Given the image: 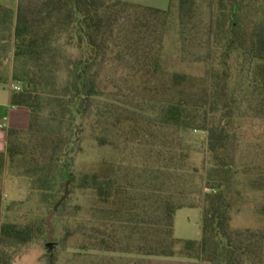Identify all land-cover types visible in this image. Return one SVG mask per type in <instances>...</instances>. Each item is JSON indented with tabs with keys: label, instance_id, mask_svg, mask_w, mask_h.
<instances>
[{
	"label": "rangeland",
	"instance_id": "1",
	"mask_svg": "<svg viewBox=\"0 0 264 264\" xmlns=\"http://www.w3.org/2000/svg\"><path fill=\"white\" fill-rule=\"evenodd\" d=\"M110 1L169 14L163 21L147 12L146 16L135 13L123 18L118 24L116 48L104 62L90 69L97 94L85 102L77 117H72L74 131L61 130L71 141L68 156L62 160L66 172L62 183L67 192L58 190V196L63 197L62 205H56L55 210L45 203L36 191L31 173L19 168L18 161L6 158L0 174V226L6 222L46 224L53 212L51 239L47 228L42 239L20 248L14 264H136L139 259L136 247L143 242L142 237L148 241H153L156 234L165 237L162 210L155 203L156 189L162 197L183 206L174 215L173 237L201 239L202 201L208 192L205 173L212 163L207 132L202 129L200 119L201 130L176 133L163 125L162 114L176 96L169 90L172 73L196 78L198 82L193 88L197 92L211 72L207 29L217 13V0H191L193 7L188 9L192 11V19L184 28L179 24V0ZM246 17L251 26L264 21V0H248ZM56 43L57 52L45 59L40 70L41 84L30 94L38 122L33 131L18 135L23 151L38 161L43 160L38 135L60 136V122L50 115L59 112L57 97L68 93L70 71L80 56L75 42H69L66 35ZM9 55L10 61L4 59L0 73L10 77L13 64ZM154 60L158 62L155 76L151 73ZM232 76L231 86L240 93V103L235 105L229 120L231 141L222 154L233 172L228 191L232 202L230 226L264 233V115L256 102L249 104L245 99L250 92L239 85L241 73L233 70ZM11 85L22 88V83L9 79L5 86ZM14 140L13 136L10 142L14 144ZM9 144L7 139L5 150ZM171 152L186 157L189 166L170 164L167 155ZM88 173L113 177L131 193L137 211L134 216L125 217L133 221L124 224V230L119 228L113 206L103 204L94 190L80 184L82 176ZM141 221L147 223L142 236L130 231ZM100 237L113 244V249L128 245V253L99 248L96 241Z\"/></svg>",
	"mask_w": 264,
	"mask_h": 264
},
{
	"label": "trees",
	"instance_id": "2",
	"mask_svg": "<svg viewBox=\"0 0 264 264\" xmlns=\"http://www.w3.org/2000/svg\"><path fill=\"white\" fill-rule=\"evenodd\" d=\"M179 4V24L184 28L192 19L189 9L193 7V2L179 0ZM247 7L248 0H217V13L207 29L209 37L206 46L210 51L211 72L204 83L198 85L197 92L193 88L198 82L196 78L172 73L169 90L176 96L162 114L163 125L176 133L201 130V120L204 124L202 129L207 132V149L212 163L205 173V189L208 192L204 193L202 201L201 239L192 241L173 237L174 215L183 206L162 197L156 189L155 203L158 210H162L165 237L156 234L153 241L142 237L143 242L136 247L139 257L136 264H150L152 257L195 260L207 264H264V233L250 229L235 230L230 226L232 202L228 191L233 172L226 164L225 155H222L231 141L229 120L233 117L235 105L240 103V93H236L231 86L233 70L241 73V89L250 92L244 96L245 99L249 104L256 102L264 115V21L249 25ZM145 12L162 18V21L169 14L168 11L110 0H37L34 4L18 0L15 11L0 5V67L4 59L10 61V53L13 64L10 77L0 73V85H6L9 79L22 83L19 92L12 91L11 103L30 112L26 130L8 132L10 144L6 152H0V174L7 157L13 162L18 161L19 168L31 173L36 191L43 201L53 208L62 205L59 188L67 194L62 183L66 176L62 160L68 156L67 147L71 141L62 135L61 130L74 131L72 117H77L85 102L97 94L95 77L90 69L104 62L116 48L119 22L129 14L146 16ZM64 35L69 42H75L80 56L70 71L68 93L57 97L59 112L54 111L50 115L52 120L60 122V136L56 137V133H46L48 137L38 135L43 156V160L39 158L38 161L23 151L18 135L33 131L34 124L38 122V115L32 111L33 98L30 94L33 90L37 91L43 78L40 70L45 65V59L54 56L58 50L56 42ZM153 62L151 73L155 76L158 62ZM262 128L264 135V125ZM13 136L14 144L10 142ZM167 156L170 164L189 166L182 154L171 152ZM80 184L94 190L103 204L113 206L112 212L119 218L121 230H124V224L133 221L125 217L134 216L137 205L130 199L131 193L127 188L118 184L116 179L88 173L82 176ZM262 212L264 214V210ZM146 225L144 221L137 222L130 227V231L142 236ZM46 232L47 226L42 221L1 224L0 264H14L20 248L42 239ZM96 244L105 251L128 253V245L113 249L114 245L103 237Z\"/></svg>",
	"mask_w": 264,
	"mask_h": 264
},
{
	"label": "crops",
	"instance_id": "3",
	"mask_svg": "<svg viewBox=\"0 0 264 264\" xmlns=\"http://www.w3.org/2000/svg\"><path fill=\"white\" fill-rule=\"evenodd\" d=\"M18 0H0V5L13 11ZM151 6V5H149ZM154 7V6H153ZM11 86L0 85V152H5L8 132L10 130L24 131L29 126L30 112L28 109L11 103ZM150 264H207L195 260L151 258Z\"/></svg>",
	"mask_w": 264,
	"mask_h": 264
},
{
	"label": "water",
	"instance_id": "4",
	"mask_svg": "<svg viewBox=\"0 0 264 264\" xmlns=\"http://www.w3.org/2000/svg\"><path fill=\"white\" fill-rule=\"evenodd\" d=\"M54 209L56 210L57 209V206H55ZM52 214H53V212H51L50 215L46 219V226L48 228V239L49 240L51 239V233H52V228L50 226V217H51ZM49 250H50V248H49Z\"/></svg>",
	"mask_w": 264,
	"mask_h": 264
},
{
	"label": "built area",
	"instance_id": "5",
	"mask_svg": "<svg viewBox=\"0 0 264 264\" xmlns=\"http://www.w3.org/2000/svg\"><path fill=\"white\" fill-rule=\"evenodd\" d=\"M11 89L15 92H19L21 90L20 87L17 85H11Z\"/></svg>",
	"mask_w": 264,
	"mask_h": 264
}]
</instances>
